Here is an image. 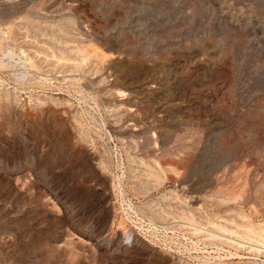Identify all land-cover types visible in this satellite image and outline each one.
Segmentation results:
<instances>
[{
	"label": "rangeland",
	"instance_id": "obj_1",
	"mask_svg": "<svg viewBox=\"0 0 264 264\" xmlns=\"http://www.w3.org/2000/svg\"><path fill=\"white\" fill-rule=\"evenodd\" d=\"M0 264H264V0H0Z\"/></svg>",
	"mask_w": 264,
	"mask_h": 264
},
{
	"label": "bare ground",
	"instance_id": "obj_2",
	"mask_svg": "<svg viewBox=\"0 0 264 264\" xmlns=\"http://www.w3.org/2000/svg\"><path fill=\"white\" fill-rule=\"evenodd\" d=\"M124 234V233H123Z\"/></svg>",
	"mask_w": 264,
	"mask_h": 264
}]
</instances>
